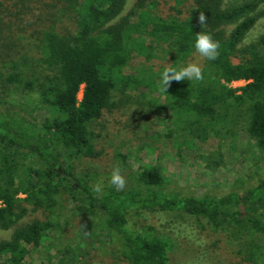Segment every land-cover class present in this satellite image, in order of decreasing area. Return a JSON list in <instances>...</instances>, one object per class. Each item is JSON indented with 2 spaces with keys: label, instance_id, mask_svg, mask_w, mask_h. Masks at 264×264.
<instances>
[{
  "label": "trees",
  "instance_id": "trees-1",
  "mask_svg": "<svg viewBox=\"0 0 264 264\" xmlns=\"http://www.w3.org/2000/svg\"><path fill=\"white\" fill-rule=\"evenodd\" d=\"M34 1L0 0V34L7 33L10 38L12 26L38 7ZM36 1H43L39 7L50 13L46 15L50 19L45 20L48 23L27 17L14 33L27 28L24 38L29 47L22 45V39L8 42L33 48L36 62L47 72L27 77L18 64L24 56L16 59L12 52L0 54V63L7 68L5 81L36 90L47 114L40 123H32L18 109L0 107V139L17 148V153L6 152L0 161V225L8 227L25 213L21 200L52 212L57 194L65 191L82 213L89 217L99 213L96 224L107 231L110 243L129 264L169 263V238L157 234L152 226L137 232L128 225L131 212L140 214V209L155 208L193 215L201 231L227 235L245 261L264 264V180L238 193L183 197L163 191L164 177L153 164L137 174L131 191L108 187L110 174H79L69 168L76 158L100 154L94 149L89 125L109 105L118 84L135 82L122 72L133 52L144 53L146 49L134 33L166 43L164 50L178 63L197 54V32H208L219 41V58L205 59L204 63L223 82L190 81L193 87L186 99L183 92L189 80L180 81L177 103L197 119H213L216 107L229 100L238 106L248 103L246 129L264 154V32L255 41L242 43L257 18L264 17V0H136L126 14H122L126 0ZM162 4L168 5L170 14L157 12ZM200 12L207 16L203 27L198 22ZM135 17L137 21L132 20ZM10 57L13 60L6 63ZM234 80L246 83L238 88L225 84ZM20 149H26L33 163L25 165L17 159ZM101 177L105 188L98 195L90 185ZM18 193L25 197L18 198ZM49 226H53L49 220L33 219L16 227L10 238L0 240V256L8 254L11 264H20L27 246L37 245Z\"/></svg>",
  "mask_w": 264,
  "mask_h": 264
},
{
  "label": "rangeland",
  "instance_id": "rangeland-1",
  "mask_svg": "<svg viewBox=\"0 0 264 264\" xmlns=\"http://www.w3.org/2000/svg\"><path fill=\"white\" fill-rule=\"evenodd\" d=\"M34 2L38 7L33 14L28 11L26 16L35 22L48 23L45 20L50 19L46 17L50 13L40 8L43 1ZM135 2L126 0L122 14L128 13ZM157 12L168 15L170 9L167 4H162ZM27 17L18 25L26 23ZM132 20L137 21V17ZM16 24L12 26L15 36L10 34L9 38L7 33L1 32L0 54L6 56L12 52L16 59L24 56L18 59L24 74L33 77L41 71L39 76H42L48 69L36 62L35 50L26 45L27 28H19L14 33ZM63 25L68 26L67 19ZM263 32L264 17H259L242 43L255 41ZM133 37L144 42L146 47L144 53L133 52L122 69L123 74L132 76L135 82H129L127 86L118 84L112 91L109 105L89 125L94 149L100 154L76 158L69 168L79 174H111L114 167L120 166L127 180L123 191H131L137 174L146 165L153 164L160 168L164 177L163 191L183 197L238 193L263 181L264 154L246 129L248 103L238 106L229 100L216 107L213 119L209 116L197 119L192 111L181 109L177 103L180 82L173 81L166 92L160 90L161 73L167 66L179 69L188 63H198L205 73L203 81L216 85L214 79L223 81L216 78L213 68L207 67L205 58L198 53L183 62H173L170 51L164 50L166 43L144 33H134ZM18 39L28 47L11 46L8 42ZM23 59L26 60L24 64ZM8 60L13 58L5 62ZM1 64L0 107L18 109L28 122L40 123L47 113L38 102L37 91L7 83V68ZM148 82H152L150 86ZM192 82L185 83L183 94L186 99ZM245 83L242 81L239 86ZM225 84L230 87L231 83ZM188 100H191L190 95ZM20 150L22 154L18 152L17 159L25 165L33 163L26 149ZM12 151L17 153L16 146L0 139V161L6 152ZM17 197L24 198L25 194L18 193ZM19 204L25 213L8 227L0 225V240L10 238L16 227L33 219L53 223L37 245L27 246V254L20 264H129L110 243L107 231L96 224L99 213L92 217L82 213L68 192L57 194L52 212L34 207L27 201L21 200ZM139 212L128 214V225L137 232L152 226L157 234L169 238L172 245L168 264H253L236 252L227 235L201 231L193 215L158 208L140 209ZM90 226L91 229H87ZM8 257V254L0 256L2 264H11Z\"/></svg>",
  "mask_w": 264,
  "mask_h": 264
},
{
  "label": "clouds",
  "instance_id": "clouds-1",
  "mask_svg": "<svg viewBox=\"0 0 264 264\" xmlns=\"http://www.w3.org/2000/svg\"><path fill=\"white\" fill-rule=\"evenodd\" d=\"M198 22L201 27L207 24V16L204 12H200ZM194 48L200 57L207 60H216L220 55V42L214 40L208 32H197L195 36ZM202 81L204 79L203 69L198 63H188L186 66L177 69L174 66H167L161 73L160 90L166 92V89L173 81L180 82L183 80ZM127 185V180L122 174V168L116 166L112 169L108 187H114L117 191H123ZM95 194H102L105 188L103 177L90 185Z\"/></svg>",
  "mask_w": 264,
  "mask_h": 264
},
{
  "label": "built area",
  "instance_id": "built-area-1",
  "mask_svg": "<svg viewBox=\"0 0 264 264\" xmlns=\"http://www.w3.org/2000/svg\"><path fill=\"white\" fill-rule=\"evenodd\" d=\"M242 81H244V80H234V81H232L231 82V84H230V87H233V88H238V87H240L239 85H240V83L242 82ZM235 85H237V86H235ZM81 97V93H79V98ZM3 205V202H2V200L0 199V206H2Z\"/></svg>",
  "mask_w": 264,
  "mask_h": 264
}]
</instances>
